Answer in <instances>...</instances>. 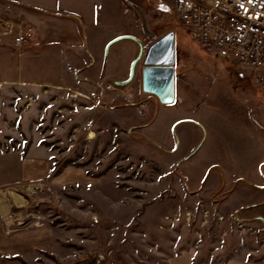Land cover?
I'll list each match as a JSON object with an SVG mask.
<instances>
[{
  "label": "rangeland",
  "instance_id": "1",
  "mask_svg": "<svg viewBox=\"0 0 264 264\" xmlns=\"http://www.w3.org/2000/svg\"><path fill=\"white\" fill-rule=\"evenodd\" d=\"M98 1L111 8L105 16L112 27L130 32L146 48L175 33L178 80L171 108L211 107L240 121L244 103L261 120L264 89L257 73L193 41L177 24L173 0H132L143 10L153 38L125 0ZM10 9L0 2L1 21H12ZM76 40L83 42L82 36ZM128 44L135 42L116 46ZM141 72L139 64L134 81L109 91L112 102L95 114L65 101V93L42 97L0 85V157L45 155L52 167L33 181L0 183L6 190L0 214L5 231L14 235L1 240L5 264H264V226L242 214L224 217L215 203L223 197L193 192L174 159L137 129L134 111L127 109L141 116L132 103L152 96L143 91ZM127 92L136 97L132 103ZM16 166L0 160L1 178L7 177L8 167L19 171ZM37 232L48 237L30 235Z\"/></svg>",
  "mask_w": 264,
  "mask_h": 264
},
{
  "label": "crops",
  "instance_id": "2",
  "mask_svg": "<svg viewBox=\"0 0 264 264\" xmlns=\"http://www.w3.org/2000/svg\"><path fill=\"white\" fill-rule=\"evenodd\" d=\"M0 2L10 4L12 18L0 20V85L42 97L56 94L61 98L65 93V101L83 104L85 113L91 114L112 102L107 85L124 82L132 56L139 54L140 48L136 42L118 47L119 41L107 53L112 41L131 36L107 22L106 9L111 12V8L98 0ZM9 30L25 37L22 46L7 37ZM77 36H82L83 42H78ZM175 74L177 81L176 67ZM144 102L147 112L141 116L134 108L127 109L134 111L137 129L147 142L174 159L193 192L201 189L199 194L207 197L222 196L223 200L215 203L226 218L242 214L264 226V114L261 120L255 118L252 108L242 103L246 111L241 110L239 121L211 107L171 108L175 102L165 106L153 96ZM0 160L20 169L16 172L8 167L7 177L0 176L2 185L33 181L52 170L45 155L23 160L20 153H10ZM30 235L44 239L46 233ZM9 236L14 235L5 231L0 214V264H5L7 255L1 240ZM25 244L29 251L28 241Z\"/></svg>",
  "mask_w": 264,
  "mask_h": 264
},
{
  "label": "built area",
  "instance_id": "3",
  "mask_svg": "<svg viewBox=\"0 0 264 264\" xmlns=\"http://www.w3.org/2000/svg\"><path fill=\"white\" fill-rule=\"evenodd\" d=\"M172 10L179 28L187 31L193 41L241 70L256 72L257 83L264 89V77L260 74L264 72V0H173ZM7 37L16 46L25 42L23 35L12 30ZM117 88L112 83L106 87L108 91ZM126 96L131 103L135 99L130 92ZM137 108L143 114L145 102ZM5 193L0 189V196Z\"/></svg>",
  "mask_w": 264,
  "mask_h": 264
},
{
  "label": "water",
  "instance_id": "4",
  "mask_svg": "<svg viewBox=\"0 0 264 264\" xmlns=\"http://www.w3.org/2000/svg\"><path fill=\"white\" fill-rule=\"evenodd\" d=\"M140 17L142 29L149 38H153L148 28V22L143 10L136 6L132 7ZM122 40H131L138 44L140 51L137 58L131 66L130 78L126 82L117 84L129 85L136 76V69L142 64L141 82L143 91L146 94L155 96L162 105L168 106L175 102V86H176V41L175 33L171 32L166 36L155 41L149 47L133 36H123L112 41L109 47Z\"/></svg>",
  "mask_w": 264,
  "mask_h": 264
},
{
  "label": "flooded vegetation",
  "instance_id": "5",
  "mask_svg": "<svg viewBox=\"0 0 264 264\" xmlns=\"http://www.w3.org/2000/svg\"><path fill=\"white\" fill-rule=\"evenodd\" d=\"M125 2H126V4L128 5V6H130V8H132L133 6H136V4L135 3H133L132 1H128V0H125ZM136 7H138V6H136ZM140 10H141V8L140 7H138ZM133 9V8H132ZM150 31V30H149ZM144 32V31H143ZM145 33V32H144ZM150 33L153 35V33L150 31ZM147 36V35H146Z\"/></svg>",
  "mask_w": 264,
  "mask_h": 264
},
{
  "label": "trees",
  "instance_id": "6",
  "mask_svg": "<svg viewBox=\"0 0 264 264\" xmlns=\"http://www.w3.org/2000/svg\"><path fill=\"white\" fill-rule=\"evenodd\" d=\"M10 259L17 260V259H19V257H10Z\"/></svg>",
  "mask_w": 264,
  "mask_h": 264
}]
</instances>
